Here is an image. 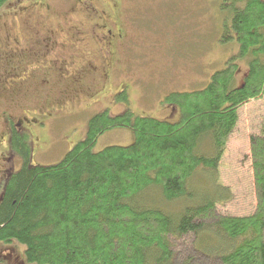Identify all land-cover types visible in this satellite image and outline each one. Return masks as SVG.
<instances>
[{
    "label": "trees",
    "instance_id": "obj_1",
    "mask_svg": "<svg viewBox=\"0 0 264 264\" xmlns=\"http://www.w3.org/2000/svg\"><path fill=\"white\" fill-rule=\"evenodd\" d=\"M231 29L239 56H251L244 82L233 87L239 65L231 59L205 88L171 92L165 103L179 108L178 121L104 110L51 165H33L29 143L16 137L23 163L0 199V247L22 244L31 264H264V122L252 138L251 215L217 216L218 195L177 214L150 199L156 192L164 201L194 197L189 181L198 170L213 178L239 108L264 96V0H234ZM117 97L128 101L125 93ZM116 127L132 129L134 141L94 151ZM189 237L191 247H181Z\"/></svg>",
    "mask_w": 264,
    "mask_h": 264
},
{
    "label": "rangeland",
    "instance_id": "obj_2",
    "mask_svg": "<svg viewBox=\"0 0 264 264\" xmlns=\"http://www.w3.org/2000/svg\"><path fill=\"white\" fill-rule=\"evenodd\" d=\"M233 1L9 0L0 8V114L8 110L15 115L16 120L25 121L37 112L36 104L29 106L28 102L34 91L26 84L29 74L13 64L1 65L3 61L10 60L12 53L9 45H16L13 48V59H20L19 46L24 44L25 32L38 24L55 30L57 40L65 32L72 37L73 30L80 29V22L87 25L84 6L92 2L97 8L111 12L131 37L130 42L120 49L116 58L118 68L106 81L101 76L102 59L85 57L84 64L93 66L95 70L90 80L97 82L93 84L99 86L104 94L100 100L91 102L84 112L73 118L52 122L45 129H34L35 140L32 138L30 142L32 149H36L32 152L31 163L51 165L62 160L74 145L85 138L90 119L104 110L116 115L130 109L138 116L176 122L180 118L179 108L165 103L166 96L171 92L205 88L212 75L225 68L231 59H235L239 65L233 87L244 82L251 56H239V44L236 38L229 35L231 32V36H234L231 29ZM44 2L49 3L50 9L42 10ZM113 2L117 4L116 8H113ZM33 4L35 8L28 17L24 14L25 8ZM82 42L87 49L92 43L89 39ZM90 48L94 49L92 46ZM67 68L63 69L66 72L73 71ZM124 83L128 84L127 102L116 96L117 90ZM69 88L70 86L66 90ZM78 92L82 94L76 92L72 95L69 110L81 111L85 99L88 100V91L85 93L82 89ZM17 96H21V105L10 107L12 103L8 101ZM25 104L28 105L24 109L22 106ZM238 114L236 128L229 137L213 178L210 177V172L198 170L189 181L194 197L164 201L156 192L150 199L155 198L160 207L177 214L186 205L199 203L207 195H218L224 196V199L216 205L217 216L251 215L257 205L252 138L262 134L264 96L244 103ZM2 133L6 135L5 129L0 125V135ZM133 141L132 129L116 127L104 132L93 149L100 151L112 145L127 146ZM3 143L7 144V141L4 140ZM19 164L17 162L15 168L18 169ZM184 241L181 247L190 248L192 238ZM24 251V246L18 242L2 245L0 264H31L26 261Z\"/></svg>",
    "mask_w": 264,
    "mask_h": 264
},
{
    "label": "flooded vegetation",
    "instance_id": "obj_3",
    "mask_svg": "<svg viewBox=\"0 0 264 264\" xmlns=\"http://www.w3.org/2000/svg\"><path fill=\"white\" fill-rule=\"evenodd\" d=\"M116 7L117 4L113 2V8ZM34 8V4L29 5L25 8L24 14L30 17V12ZM41 8L47 10L50 9V5L44 2ZM84 12L87 25L80 22V29H74L72 37L68 36V32H65V35L57 40L55 30L38 24L34 26L35 28L29 27L25 32L24 44L19 46L20 59H13L15 51L13 48L16 45L11 44V47L9 45V51L12 53L9 56L10 60L9 62L3 61L4 63L1 65L13 64L29 74L26 84L34 91L28 98V102L29 106L32 103L36 104L37 112H35L36 115L25 121L16 120L15 115L8 110L2 111L0 114V125L5 129L7 135L3 133L0 135V199L6 181L21 168L23 163L20 155L14 149L15 138H21L24 142L29 143L32 155L36 149V147L32 149L30 142L32 138L33 141L35 140L34 129H45L52 122L73 118L75 115L84 112L91 102L95 103L100 100L104 91L93 84L97 82L90 80L95 70L93 66L84 64L85 57L102 59L101 76L106 81V78L110 79L112 73L118 68L116 67V58L120 49L130 42L131 37L128 36V33L126 34L124 26L116 21L110 11L97 8L90 2L84 6ZM86 39L92 41L88 45V49L82 42ZM90 46L94 49L91 50ZM96 54L98 56H95ZM63 68L73 71L66 72ZM75 71L76 74L74 75ZM69 86L70 88L66 90ZM82 89L85 90V93L87 91L89 93L88 100L85 99L84 107L79 112L74 111V109L69 110L68 105L72 95L76 92L82 94V92H78ZM127 89L128 84H122L117 90L116 96L126 94ZM115 93L113 97H115ZM20 97L17 96L8 101V103H12L10 107L20 106L22 103ZM27 105L22 107L25 109ZM4 140L7 141V144L3 143ZM17 162L20 163L18 169L15 168Z\"/></svg>",
    "mask_w": 264,
    "mask_h": 264
},
{
    "label": "bare ground",
    "instance_id": "obj_4",
    "mask_svg": "<svg viewBox=\"0 0 264 264\" xmlns=\"http://www.w3.org/2000/svg\"><path fill=\"white\" fill-rule=\"evenodd\" d=\"M227 247V246H226Z\"/></svg>",
    "mask_w": 264,
    "mask_h": 264
}]
</instances>
